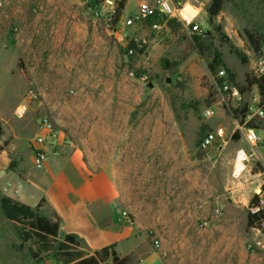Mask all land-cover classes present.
I'll return each instance as SVG.
<instances>
[{
	"label": "rangeland",
	"instance_id": "374dc122",
	"mask_svg": "<svg viewBox=\"0 0 264 264\" xmlns=\"http://www.w3.org/2000/svg\"><path fill=\"white\" fill-rule=\"evenodd\" d=\"M141 1L129 0L122 18L137 14ZM104 2L93 7L91 0H4L0 169L6 180L19 185L32 165L36 167L34 141L50 135L40 125L46 115L57 135L49 159L73 150L88 155L96 169L114 172L118 191L131 207L137 241L154 250L129 257V264H264V251L254 246L264 232L247 230L250 203L261 191L264 168L252 160L251 173L232 178L236 152L245 147L233 137L242 114L240 107L223 102L215 79L224 69L236 84L245 85L247 77L259 74L264 0H226L213 19L208 14L212 0H193L202 11L197 20L200 49L194 34L178 22L159 31L147 23L137 33L146 46L133 59L125 54L113 25L96 19V11L108 12ZM246 31L261 37L259 53ZM232 47L243 53L246 63ZM215 50L223 65L212 73ZM137 75H146L147 83ZM247 94L248 100L260 97L257 87ZM26 102L27 114L17 117L16 108ZM210 107L215 113L206 119L203 113ZM219 127L225 129V138L200 150L203 135ZM257 149L264 162V151ZM30 192L41 193L34 188ZM3 197L20 199L0 187V264H68L82 256L77 246L57 238L24 241L22 225L2 210ZM89 207L105 234L86 242L88 248L100 250L134 231L118 199L107 194ZM102 264L113 263L109 259Z\"/></svg>",
	"mask_w": 264,
	"mask_h": 264
},
{
	"label": "built area",
	"instance_id": "2783aa9c",
	"mask_svg": "<svg viewBox=\"0 0 264 264\" xmlns=\"http://www.w3.org/2000/svg\"><path fill=\"white\" fill-rule=\"evenodd\" d=\"M117 0H105L104 6L109 8L107 13L101 10L96 11V19H104L107 23L113 25V33L117 35L119 41L124 45L127 57L129 59L136 58L140 53L144 51L145 40H142L138 36V31L146 25L149 21V27L153 31H159L163 27L167 26L168 21L175 20L180 23L185 30L190 34H200L201 27L197 24L198 18L201 16L202 11L190 2H183L182 0H142L139 4V11L133 16L126 18H120V20L113 24L114 12L116 10ZM4 6V0H0V8ZM160 18L163 22L156 20ZM143 53V52H142ZM131 76L134 73L131 72ZM264 76V59L261 60V66L259 68V74L257 77ZM140 81L147 83L148 77L146 75L140 76ZM216 84L219 86V92L222 100L230 108L238 109L240 111L246 109L244 122L238 127L241 140L245 147H240L237 152L233 163L232 178L239 180L250 168L255 150L261 148L264 150V137L259 133H264L263 129H257L248 125V123L254 118H258L264 121V112L260 107L261 98L248 100V94L243 93L240 87L231 80L230 75L221 69L217 71L215 75ZM28 111V104L22 103L15 110V115L19 118H23ZM213 108L205 109L203 116L206 119H210L214 116ZM243 120V115H242ZM40 125L43 130L49 132V136L39 135L34 141V153H35V165L39 170H44L47 167L49 159V151L53 153L57 148L56 139L57 135L54 131L53 123L48 116H44L40 119ZM226 136V131L223 127H219L215 130L208 131L199 145L200 150L206 151L211 149L216 143L222 141ZM0 187L4 193H9L14 185L11 181L6 180L4 171L0 169ZM258 205L252 207L250 211L257 213L264 212V193L259 192ZM218 210V213H221ZM124 217L129 221L131 218L128 212L123 213ZM157 243V242H156ZM255 248L264 251V239L256 241Z\"/></svg>",
	"mask_w": 264,
	"mask_h": 264
},
{
	"label": "crops",
	"instance_id": "0c3cea01",
	"mask_svg": "<svg viewBox=\"0 0 264 264\" xmlns=\"http://www.w3.org/2000/svg\"><path fill=\"white\" fill-rule=\"evenodd\" d=\"M182 1L193 2V0ZM89 158L88 155L71 150L62 157L49 159L44 170H39L32 165L26 174V181H22L18 185L9 180L14 185L9 195H19L20 199L16 200L34 210L43 201L38 211L39 215L48 219L57 216L60 219V229L56 238L63 241L67 236L73 237L78 244L77 252L82 253L81 258L89 257L112 245H115L114 249L120 258L142 255L143 250H145L144 256L154 253V250L149 251L137 241V231L132 222L130 223L134 226V231L122 235L118 240H115L116 243L112 241L111 243L114 244L105 245L100 250L96 247L88 248L85 245L86 242L99 241L105 234L89 207L90 203L94 204L95 201L108 194L113 199L119 200L123 217V213L130 212L131 209L118 191L113 180L114 172H110L107 168L96 169V165ZM252 160H254L253 165L258 163L264 168L263 158L259 155L258 149L255 150ZM253 165L250 166L249 173H251ZM260 180L259 189L264 185V179L260 178ZM32 188L39 189L41 193L32 194L30 192ZM122 220L124 221L123 218ZM125 220L127 219L125 218Z\"/></svg>",
	"mask_w": 264,
	"mask_h": 264
},
{
	"label": "trees",
	"instance_id": "16d2710c",
	"mask_svg": "<svg viewBox=\"0 0 264 264\" xmlns=\"http://www.w3.org/2000/svg\"><path fill=\"white\" fill-rule=\"evenodd\" d=\"M104 0H91V5L93 7L98 6L100 3H102ZM129 0H120L118 2V6L114 12V20L113 24H116L120 18L122 17L126 5ZM226 0H212V3L210 7L208 8V14L210 19H213L217 17L223 10V6L225 4ZM159 22H163L162 19L157 18ZM151 21L148 23L150 24ZM175 20L168 21V25H173L175 23ZM246 35L248 38V41L250 45L252 46L254 52L259 53L262 49V40L260 36H256L253 33L246 31ZM200 35L194 34V42L196 44V47L200 49V47L203 46V43L200 41ZM232 50L234 51V54L243 62L246 63L247 60L244 57L243 53H241L238 49L232 47ZM143 51H139L141 54ZM127 55V52L125 53ZM167 63V61H165ZM217 65H223V62L221 60V54L215 50L214 52V58L212 63L209 65L210 72H214L216 70ZM227 72L230 74V71L227 70ZM138 78H140V75H137ZM231 80L234 81L233 75L230 76ZM241 91L243 93H250L253 87H257L261 102L260 107L262 108L264 112V76L261 77H247L245 85L237 84ZM237 113V110L234 111ZM243 115L242 123L244 122L245 118V112L246 109H243V111H240ZM238 114V113H237ZM249 126L257 128V129H263L264 130V121H261L258 118H254L248 123ZM205 127L202 129V134H204ZM206 134V133H205ZM3 135V129L0 125V138ZM205 135H203L204 137ZM202 137V139H203ZM235 140H240L241 135L239 131H236L233 135ZM201 139V140H202ZM201 143V141H200ZM199 143V145H200ZM261 192L264 193V185L261 188ZM259 201V195H255L250 203V209L252 207H255L258 205ZM1 207L4 211L6 217L17 224H21L22 228L19 231L20 237L27 241L33 237H37L39 240H46L48 238H56L58 237L59 229H60V219L57 216H54L53 219H48L46 217H43L39 215V207H37L36 210L32 209L30 206L22 204L20 202L14 201L9 197H3L1 199ZM252 229H262L264 232V212L260 211L257 213H252L250 210L247 214V230ZM64 244H71L74 246H78L75 239L71 236H67L64 240ZM115 245H112L110 247H106L98 252H95L93 255L85 258H78L74 260H70L68 264H102L103 262L111 259L113 264H129L130 259L129 257L126 258H120L115 251ZM70 255V254H69Z\"/></svg>",
	"mask_w": 264,
	"mask_h": 264
},
{
	"label": "water",
	"instance_id": "95a60500",
	"mask_svg": "<svg viewBox=\"0 0 264 264\" xmlns=\"http://www.w3.org/2000/svg\"><path fill=\"white\" fill-rule=\"evenodd\" d=\"M147 87L150 88V89H152L154 87V84L153 83H148L147 84Z\"/></svg>",
	"mask_w": 264,
	"mask_h": 264
}]
</instances>
